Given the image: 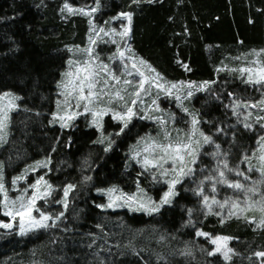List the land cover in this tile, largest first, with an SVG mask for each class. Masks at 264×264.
Here are the masks:
<instances>
[{
	"label": "trees",
	"instance_id": "16d2710c",
	"mask_svg": "<svg viewBox=\"0 0 264 264\" xmlns=\"http://www.w3.org/2000/svg\"><path fill=\"white\" fill-rule=\"evenodd\" d=\"M67 2L96 5L94 21L100 25L121 12H131V49L166 81H214L187 105L199 120V130L211 137L214 146L219 145V155L199 156L193 174L176 186L171 203L158 212L97 207L105 204L98 190L116 186L131 194L137 190V181L153 199L161 198L165 184H153L129 159L132 145L153 134L155 128L134 120L115 135L122 126L105 117L104 132L112 134L111 148L105 151L108 140L95 142L100 132L85 120L79 118L67 128L54 123L57 85L70 58V47L85 42L87 20L62 13L65 0H0V94L19 97L10 114L7 141L0 144L5 185L37 161L50 160L41 175L53 186L52 201L47 207L38 206L49 213H64L56 227L25 235L16 230L0 232V264H264V258L255 255L264 251V228L249 223L246 215H223L224 223L215 210L205 215L202 197L194 191L204 180L200 168L218 176L211 168L217 159L242 170L244 156L256 141L258 134L235 123L223 103L230 99L229 93L234 99L257 96V90L229 67L237 57L264 49V0ZM220 68L224 70L218 72ZM208 152L203 148L202 154ZM86 176L91 179L86 181ZM69 184L75 187L65 209L55 201L63 198V188ZM211 186L204 183L205 193ZM0 220L7 217L0 214ZM197 230L230 237L231 259L209 256L212 245L197 236ZM186 252L190 255L181 254Z\"/></svg>",
	"mask_w": 264,
	"mask_h": 264
},
{
	"label": "snow or ice",
	"instance_id": "6c2138e0",
	"mask_svg": "<svg viewBox=\"0 0 264 264\" xmlns=\"http://www.w3.org/2000/svg\"><path fill=\"white\" fill-rule=\"evenodd\" d=\"M142 0H132V3L139 4ZM149 3L152 0H148ZM97 11L96 8H92L86 11L83 8H74L71 6L67 0L61 8V12H67L69 15L81 14V15H91ZM112 20H123L126 21L122 24L121 30L117 32L114 28L97 27L93 24L92 20H89V24L92 26L90 28L91 35L89 36V46L78 50L85 53L87 59L83 62L69 61V65L76 64L75 72L69 71L63 75L66 77L58 83L57 87L61 89L59 95L63 96V101H57L58 111L61 109L64 111L63 115L53 114V122L55 120L60 121V127L66 128L71 126V122L74 121L78 116L84 114H90L92 117L91 126L95 127L97 131L100 132V138L98 143H104L108 140V147L105 151L111 148L112 141L110 136L112 134H105L104 132V116L111 114L113 120L121 123L123 126L120 128L119 132L115 135H120L128 127L129 123L134 117L138 115V106L144 104L143 96L150 94L151 89L155 87L157 92V97L159 92H163L165 95L173 96L178 102L179 106L182 105V100L193 95V92L189 90L187 92V97H182L179 93L183 88L187 87L191 89L194 87L191 83L185 85L183 82L168 84L167 81L148 65L144 60H138L132 56L126 58L125 51L121 50V46L117 45L116 53L113 54L110 59L114 60L119 58L123 64V72L121 74H116L109 66V64L99 62V57L94 55V45L97 44L101 34L104 36H119L121 40H125L131 32L132 24V13L131 12H121ZM108 24L109 22H105ZM112 43H116V40H112ZM129 52L130 48L127 49ZM249 55L255 57V59L247 60L246 66L229 69L231 72H238L240 77L243 79L245 84H250L254 86H260L259 90L262 91V96H264V49L259 51L253 50ZM236 59H240L237 57ZM246 59V58H245ZM131 61V70H129L128 62ZM186 70L187 65H183ZM223 68L217 69V71H223ZM103 73V75H101ZM148 73H154V75H149ZM127 76H139V80H130ZM109 81H113L114 84H110ZM211 83L205 81L203 84L199 85V90H205ZM102 84V86H100ZM124 85L125 87L116 88L115 92L112 89L116 85ZM167 85V86H166ZM128 86H131L133 91L129 93L130 96L134 97L131 99L130 104L123 93L128 92ZM230 97L233 93L228 94ZM111 105L115 102L120 103V107L123 111H117L111 107H96L100 103L105 102ZM19 99L18 96H14L11 93L0 94V143H5L7 141V129L10 123V113L15 111L17 108L16 101ZM155 106V108H152ZM152 106H147L148 111L145 112L140 119H154L161 127L164 132V138L168 143H158L154 138L148 137L149 143H145L142 149L137 150V146L145 138H141V141L137 142V146H133V159H137L141 156V153H148L142 160H137L141 164L144 171H151L153 179L157 182L163 180L167 184V190L163 193L160 201L154 202L151 197H148L144 192V189L140 187L139 181H137V190L134 193L128 194L119 190L116 186L108 188L106 190H98L102 194L108 197L107 205H97V207H120V206H132L135 205L132 210L134 211H145L148 214L158 212L160 207L164 204H170L172 197L176 195V185L181 183L184 177L191 176L194 169L189 166V164H195L197 162V156L199 154V149L202 147L199 141L195 140V134L199 132V135L203 138L205 144L212 143L211 137L205 135L197 127L199 120L195 115H192L191 120V131L187 135V142L183 138L178 137L176 140L171 139V134L167 131L166 125L167 121L162 116L153 117L150 115L151 111H161L157 100H152ZM82 108L83 111H78ZM233 114L238 115L237 109L244 108H259L260 111L264 112V98L255 102H243L238 99H233L232 102ZM185 112L188 110L185 108ZM252 114L249 112L248 115L244 116V120L247 121ZM174 118V117H173ZM257 122L264 121V116H256ZM245 128H251L250 123L244 124ZM264 127V124H261ZM195 145V146H194ZM258 148L253 152V156L258 160L259 167L256 168L260 172L261 176H264V136H261L257 141ZM219 148V145H217ZM213 155H219V153H214ZM250 164L249 171L253 170L251 165V158L245 157ZM47 161H37L35 165L30 166L32 172L37 171L39 168H46L50 163ZM222 163V169L219 164L214 172L218 173V179L215 176L209 175L205 177V180L213 181L211 187L212 195L205 194L204 190V180L200 181L198 188L195 191L197 196L202 197V207L206 209L205 215L213 214V207H218L221 212L215 213L221 216V223L225 222V217L221 213L226 209L227 217L231 218L233 216L240 218L244 216V213L251 211L255 208H259L262 213L261 219L256 221L254 218L249 220V223H256L257 228H264V194H261L259 200H253L247 193H252L255 195L257 189L254 187H246L240 181H230L227 179L225 170L232 172L233 169L229 168L226 160L220 162ZM169 165V167H165ZM29 169H25L24 173L19 176L12 178V191L17 190V184L26 178ZM236 175L243 176L245 180L248 179L245 173L236 170ZM168 177H171L170 179ZM86 181L90 180L91 177H85ZM217 184L226 185L228 188L233 189L236 192H245V197L243 202L239 199H233L232 197H227L223 201L216 198ZM74 185H67L63 188V198L61 200L55 201L56 203L62 204L65 209L68 207L69 193L73 190ZM54 192L53 186L44 178V176H38L34 183L28 185L20 191V194L15 198L9 196V189L6 188L5 178L3 174V164H0V209H2V214L5 217H9V222H4L0 220V228L12 229L15 222L18 221L19 234L25 235L30 231H34L40 228L56 227V221L60 220L64 215L63 212L55 215L54 217L48 214L46 211L42 210L38 206V201L48 202V199L52 197ZM30 193V194H29ZM192 210L189 209V215H191ZM38 214V215H34ZM247 219V217H244ZM51 221V224H49ZM197 236H203L209 240V242L215 247L209 251L207 254L209 256H214L216 254H221L225 261L231 259L233 249L228 247V241L230 237L226 236H211L209 233L197 230ZM182 255H190V252L181 253ZM257 257H264V251L255 253Z\"/></svg>",
	"mask_w": 264,
	"mask_h": 264
},
{
	"label": "rangeland",
	"instance_id": "374dc122",
	"mask_svg": "<svg viewBox=\"0 0 264 264\" xmlns=\"http://www.w3.org/2000/svg\"><path fill=\"white\" fill-rule=\"evenodd\" d=\"M62 7H63V5H62ZM73 7L74 8H83L86 11H89V12H90V10L92 8H96L97 11H95L94 13H91V15L75 14V15L84 17L87 20L88 33H87V37L85 39V42H84L83 46L70 47V49H69L70 58L68 60V63L66 65V69L63 72V74L66 73V72H69V71L75 72L76 64H73V65L70 66L69 65V61L70 60L71 61H76V62H83L85 59H87L86 54L83 53V52H81V51H79L78 50V47H79V49H83V48H86V47L89 46V36L91 35L90 28L92 27L89 24V20H92L93 21V24L96 25L97 30L99 29V27H105L106 30L108 28H114L117 32H119L121 30L122 24H125L126 23V21H123V20H112L111 19L110 21H108L109 22L108 24L105 23V24H101L100 25V24L95 23V21H94L95 14L98 12V7L96 5H93V4H89V5H76V6H73ZM63 13L66 14V15H69L67 12H63ZM113 39L116 40V43H112L111 42ZM97 40H98L97 44L93 46L94 47V55H96V56L99 57V62H103V63L109 64L110 68L116 74H118V75L121 74L123 72V70H124L123 69V64L121 63V61H120L119 58L114 59V60L110 59V57H112L113 54L116 53L117 45H120L121 46V50L125 51L126 58L129 57V56H132L134 58H137V62H138V60H143L142 58L138 57L133 52V50L131 49L130 44H129V36L127 38H125V40H121L119 36H104L103 34H101V36L99 38H97ZM128 48L131 49L130 52L127 50ZM257 51H259V50H257ZM251 52H249L246 55H244L238 61H235L234 64H233V66L232 67H229V69H234V68H239V67L246 66V61L247 60L255 59L254 56L249 55ZM262 58H264V57H262ZM128 67H129V70H131V61L128 62ZM234 73L236 74V76L238 78H240L243 81V79L240 77V74L238 72H234ZM63 74L61 76L60 82L62 80H65L66 79V77ZM148 74L149 75H154V73H148ZM101 75H103V73ZM123 78H127V79H130V80H133L134 79V80H137V81L139 80V76H127V77H122V79ZM167 82L170 85L171 83H177V84H179L181 81L180 82H169V81H167ZM109 83L110 84H114L113 81H109ZM183 83L185 85L191 83L192 85H194V87L191 88V89H188L187 87L183 88L182 91L179 93L182 97H187V92L189 90H191L193 92V95L191 96V97H193L194 95L199 94V93H202V92H204L207 89L206 88L205 90H199V85H201L203 83H199V82H183ZM247 85H249L251 88H254V89L257 90V92H258L257 93V96L255 95L256 97H254V98L244 97V98H241V99H238V100L243 101V102H249V103H251V102H255V101H258V100L264 98V96H262V91L259 90L260 86H254V85H250V84H247ZM100 86H102V84ZM120 87H125V86L122 85V84L116 85L112 89V91L115 92L116 88H120ZM60 91H61V89L59 88V90H58V100L63 101L64 97L61 96V95H59ZM132 91H133L132 87L131 86H128V92L127 93H123L125 95L126 99L128 100L129 104H130L131 99L134 98V97H132V96L129 95V93H131ZM157 92H158V90L155 87H153L151 89L150 94H146V95L143 96L144 104L138 106V115L132 119V121H134V120H140V121H146L148 123H151L152 126L155 128V132L153 134H148V135H144V136L140 137L132 145V147L130 148V152H129V154H130V158L129 159L133 163H135L138 166H140L143 174L145 176H147V178L153 184H159L160 185V184H165L163 182V180H160V182H157V181H155L153 179V176H152V172H154L156 170L153 169L151 171H144V169L141 167V164L137 162V160H142L145 155H149V154L142 152L140 157H138L137 159H133L132 158L133 157V146H137V142L138 141H141V138H145V139L143 141H141V143L137 146V150L142 149L144 147V144L145 143H149L150 142L147 139L148 137L154 138L158 143H168V141L165 140V138H164V132L161 130L160 125L158 123H156L154 119H140L139 117L140 116H143L145 114V112L148 111V107L147 106H152V100L153 99H156L157 100V104L159 105V108L161 109V111H151L150 112V115L153 116V117L162 116L167 121L166 129L171 134V139L172 140H176L178 137H180V138H183L185 140V142H187V135L186 134L190 133V131H191V120H192V115L193 114H192V112L190 111V109H189V107L187 105V102H188V100L191 99V97H188L186 99H183L182 100V105L183 106L181 107V106L178 105V102L175 99V95L168 96V95H165L161 91V92H159V96L157 97ZM233 99L234 98L230 97L229 100L225 101L223 103L224 108L227 110V112L233 118V120H234L235 123H237L238 125L242 126V128L245 129L246 131H248L249 133L250 132H256V134H258V135H257L256 141L253 144L252 150L249 153H246V155L244 156V161L245 162L242 165L243 169L241 170V169H239L240 167H238L237 169H233V171L230 172V173H228V171L225 170L226 177H227L228 180L233 181V182L234 181H240L246 187H254V188H256L257 189V193L255 195H253L252 193H247V195L250 196L253 200H259L261 194H264V176H261L260 172L256 170V168L259 167V162L253 156V152L258 148L257 141L259 140V138L261 136H264V127H261V124H264V121L257 122L256 116H258V115L259 116H264V112L260 111L259 108H249V109L240 108V109H237L238 115H234L233 114V108H232ZM106 100H107V98H105V102L100 103L96 107H111V108H114L117 111H123V109L120 107V103H122V102H115V103L109 105V104L106 103ZM152 108H155V106H152ZM185 108L188 110L187 112L184 111ZM78 111H83V109L80 108V109H78ZM249 112L252 115L249 117V119L247 121H245L244 120V116L245 115H248ZM55 113L57 115H63L64 114V111L62 109L60 111H58L57 103H56ZM105 117H108L113 123H116V124H119V125L123 126L121 123L113 120L112 117H111V114L104 116V118ZM79 118L85 120L90 127H93V126H91L92 117H91L90 114H87L86 113L84 115H80L75 120H77ZM51 119L53 121V115H52ZM74 121H72L71 124ZM54 123H56L57 125L60 126V121L58 119L55 120ZM245 123H250L252 125V127L251 128H245L244 127V124ZM197 127H198V125H197ZM198 129H199V127H198ZM194 139L197 140V141H199L200 144L202 145V147L199 149V154L197 156V160H198L199 156H201V155H203L204 158H209V157L215 156V155H213L214 153H218L217 152L218 149H217L216 146H214V144H212V143L205 144L203 142V138L199 135V132H197L195 134ZM205 147L210 152L205 153V154H202V150ZM212 151H213V153H212ZM246 156L249 157V158H251V165L254 166L252 171H249L250 164H249V162L247 160H245V157ZM149 158H151L150 155H149ZM220 162L221 161H219L217 159H214L213 160V165L211 166L212 170L213 169L215 170L216 169L215 167H218V164L221 167L222 166V163H220ZM35 164H33V165H35ZM196 164H197V162L195 164H189V166L193 168ZM33 165H31V166H33ZM165 167H169V165H165ZM27 169H29L28 174H27V176H26V178L24 180L18 182V184L16 186L17 187V190L16 191H12L11 190L12 189V183H10L9 185H6V188L9 189V196L11 198H15L17 195L20 194V191H22L24 188H27L29 184L34 183L35 180L38 178V176H37L38 173H40V176H42L41 175V172L45 171V168H39V169H37V171L32 172L30 170V166ZM236 170H239V171L245 173V175H247L248 179L245 180L243 176L236 175ZM24 171L22 173H24ZM210 172L211 171H209V170L206 171L204 169V167H202V168H200L198 170L199 175H202V178L203 179L205 177L209 176V175H212ZM188 177L190 178V176H188ZM215 177L217 179L219 178L218 176H215ZM168 178L170 179L171 177H168ZM184 178H187V177H184ZM204 183L205 184L212 185L213 181L205 180L204 179ZM165 186H166V190H167V184H165ZM220 186H223V188L220 187ZM219 188L224 189V191L222 193H218V189ZM175 190H176V188H175ZM144 192H145V190H144ZM205 194L212 195L211 188H207ZM103 195L105 197V204L104 205H107V203H108V197L105 194H103ZM147 196L148 197H151L148 194H147ZM227 197H232L233 199H239L241 202H243L244 197H245V192H243V191L236 192L233 189L228 188L226 185H219V184H217L216 198L218 200H220V201H223ZM51 198L52 197H50L48 199V202L38 201V203H41V205H43V207H47V205H50V203L52 201ZM151 199H152V201L158 203L161 198L156 200V199H153L151 197ZM43 207H41V209L44 210V211H46L47 208H43ZM122 207H125V208H128L129 210H132L136 206L135 205H132L130 207V206L124 205V206L113 207V208H122ZM113 208H111V209H113ZM213 210H215L217 212H221V210L218 207H216V206L213 207ZM132 211H134V210H132ZM47 213L50 214V215H52L53 217L55 215H58L57 213H51V212L50 213L47 212ZM221 214L227 216V210L225 209ZM34 215H38V214H35L34 213ZM244 215H246L250 219H253L254 218V219H256V220L259 221L261 219L262 213L259 211V208L257 207V208H255V209H253L251 211H248V212L244 213ZM9 220H10V218L7 217V220H5L4 222H9ZM49 224H51V221H49ZM12 230H16L17 233L19 234L18 221L15 222L14 227L12 229L0 228V232L2 234H6V233H8V232H10ZM215 236H222V235H214L213 237H215ZM214 247L215 246L212 245V249ZM219 255L222 256L221 254H219ZM261 258H264V257H261Z\"/></svg>",
	"mask_w": 264,
	"mask_h": 264
}]
</instances>
